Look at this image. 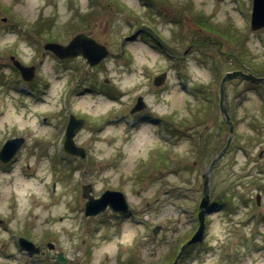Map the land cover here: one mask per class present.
<instances>
[{
    "label": "rangeland",
    "instance_id": "1",
    "mask_svg": "<svg viewBox=\"0 0 264 264\" xmlns=\"http://www.w3.org/2000/svg\"><path fill=\"white\" fill-rule=\"evenodd\" d=\"M253 7L0 0V147L24 138L0 162V264H53L22 252L17 236L41 249L53 242L68 264H264V83L239 76L223 82L233 128L210 171L203 235L174 259L198 227L201 175L230 135L219 82L238 69L264 76V26L252 30ZM80 32L109 51L98 64L43 51ZM11 57L34 66L32 80ZM138 96L146 105L131 113ZM70 113L85 120L74 135L83 157L62 148ZM86 183L94 197L122 191L127 214L85 217Z\"/></svg>",
    "mask_w": 264,
    "mask_h": 264
},
{
    "label": "water",
    "instance_id": "2",
    "mask_svg": "<svg viewBox=\"0 0 264 264\" xmlns=\"http://www.w3.org/2000/svg\"><path fill=\"white\" fill-rule=\"evenodd\" d=\"M254 7L252 8L251 14V28L259 29L260 27L264 26V0H253ZM2 21L6 20V17L1 18ZM45 50H50L54 53L59 59L70 58L77 55H82L84 59H86L87 63L91 65H95L99 63L106 55L109 53L105 45L99 43L96 39L92 38L91 36L85 33H78L67 44H61L58 42H45L43 45ZM12 61L13 64L18 68L21 76L24 80H32L34 77V66H25L21 64L18 59H14ZM165 74H160L155 76L154 84L160 85L164 82ZM241 75L244 78L250 81H264V76L259 77L255 76L252 73H246L240 70L232 71L224 74L220 88V111L224 115L226 122L229 124L230 135L228 137V141L225 147L211 160L210 164H208L207 169L203 172L202 176V197L199 202V209L197 213L198 219V227L191 236L189 240H187L177 253V259L179 254L182 250L190 243L198 241L201 239L203 232H204V216L207 211L209 202H210V187H209V174L210 170L212 169L214 163L218 160V158L225 152L226 148L229 146V142L231 140V132H232V122L227 112V108L223 101L225 99V94L223 90V85L225 80ZM145 103L142 96H138L134 107H131V112L138 111L144 108ZM84 125V120L82 118H77L73 114H70L69 120L65 130V139H64V150L65 152H69L71 154H77L80 156H84V150L82 147L77 146L74 143V135L76 134L77 130H79ZM23 137H15L7 139L0 148V160L3 162L8 161L12 155L15 153L17 148L23 143ZM261 155V153H259ZM90 191H92V187L90 184H83L82 185V197L86 198L85 201V208H84V215H96L100 211L105 210L107 207L119 212H125L128 210V202L126 197L122 191L119 190H109L106 189L104 192L101 193L99 197H94ZM257 201H259V197L257 196ZM158 226H155L152 230L154 233L158 231ZM19 243L22 247L29 250L30 253L38 252V247L34 246L35 244L29 241L26 238L20 237ZM51 246V243H48ZM62 253H58L56 256V261L59 263H64L66 258L61 255ZM176 260H174L171 264H175Z\"/></svg>",
    "mask_w": 264,
    "mask_h": 264
},
{
    "label": "flooded vegetation",
    "instance_id": "3",
    "mask_svg": "<svg viewBox=\"0 0 264 264\" xmlns=\"http://www.w3.org/2000/svg\"><path fill=\"white\" fill-rule=\"evenodd\" d=\"M18 237H20V236H17L16 243L18 241ZM22 237L25 238V236H22ZM48 243L49 242L46 243V245H47L46 249H41L39 247V251L37 253L32 254V255H30L27 251H25L23 248H21L18 243H17V246H19V249H21L22 252H24L25 254H27L30 257H35V256H39V254H43L45 256V261L46 262L49 260V261H52L53 264H59V263L56 262L55 257L60 251H58V250L55 251L54 250L55 245H53L54 244L53 242H51L52 243L51 246H49ZM65 264H68V263H65Z\"/></svg>",
    "mask_w": 264,
    "mask_h": 264
},
{
    "label": "trees",
    "instance_id": "4",
    "mask_svg": "<svg viewBox=\"0 0 264 264\" xmlns=\"http://www.w3.org/2000/svg\"><path fill=\"white\" fill-rule=\"evenodd\" d=\"M105 92H107L108 94H110V89L105 90ZM184 254H185V252L183 251V253L180 255L179 259L180 258H183L184 257Z\"/></svg>",
    "mask_w": 264,
    "mask_h": 264
}]
</instances>
